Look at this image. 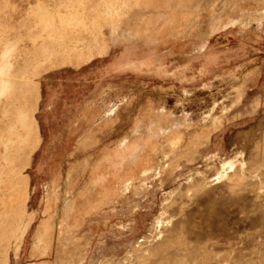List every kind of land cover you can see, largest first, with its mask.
<instances>
[{"label":"rangeland","instance_id":"rangeland-1","mask_svg":"<svg viewBox=\"0 0 264 264\" xmlns=\"http://www.w3.org/2000/svg\"><path fill=\"white\" fill-rule=\"evenodd\" d=\"M0 264H264V0H0Z\"/></svg>","mask_w":264,"mask_h":264}]
</instances>
